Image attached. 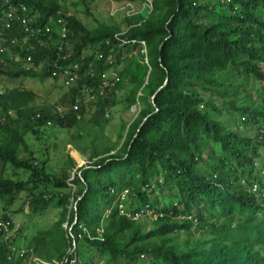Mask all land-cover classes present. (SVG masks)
<instances>
[{
	"label": "trees",
	"instance_id": "16d2710c",
	"mask_svg": "<svg viewBox=\"0 0 264 264\" xmlns=\"http://www.w3.org/2000/svg\"><path fill=\"white\" fill-rule=\"evenodd\" d=\"M6 1L16 19L0 27V78L67 86L70 107L30 108L35 94L22 89L0 94V222L9 229H0V264H264V0H148L147 16L124 32L89 30L57 0ZM18 18L51 32L30 36ZM69 73L78 79L66 85ZM117 90L129 92L127 110L142 104L139 117L118 149L91 152L73 192L25 138L75 127L85 96L107 118ZM8 168L27 180L7 179ZM54 210L58 219L26 235L25 249L23 229L8 241L13 215Z\"/></svg>",
	"mask_w": 264,
	"mask_h": 264
},
{
	"label": "rangeland",
	"instance_id": "374dc122",
	"mask_svg": "<svg viewBox=\"0 0 264 264\" xmlns=\"http://www.w3.org/2000/svg\"><path fill=\"white\" fill-rule=\"evenodd\" d=\"M62 5L63 13L74 15L78 21L88 28L94 29L98 23L116 25L121 32L128 29L129 24L147 16V7L142 0H57ZM130 5L131 7H128ZM131 17V18H129ZM14 89L31 91L35 94L30 108L47 109L52 112H61L69 109L68 87H60L52 82L41 83L38 79H24L8 81L0 78V93ZM128 91H116L114 99L117 105L110 111L108 117H94L95 107L86 96L83 105L87 108V114L71 129L43 128L38 136L27 135L25 138L29 152L37 159V162L45 166L46 170L54 176H61L66 172L69 176L68 186L74 192V186L70 183L75 175H79L80 168L91 166L94 161L89 156L93 150L118 149L123 143V134L134 124L139 117L142 104L133 106L127 110ZM93 118L97 123L93 122ZM104 118V119H103ZM110 151L106 156L113 155ZM20 157L28 156L21 153ZM44 163V164H43ZM6 178L12 181H26L28 175L24 172L15 173L8 168ZM72 203V198L69 200ZM19 205L12 208L16 211ZM70 208V207H69ZM24 213L28 214L25 207ZM58 219L57 210L50 211L42 219L13 215V231L9 233L8 241L17 231L23 229L22 236L16 241L19 249H25L29 239L42 230L49 229ZM155 217L148 213L147 221H154ZM150 227V224H149ZM66 229V224L64 225ZM27 235V238L25 237ZM25 237V238H24ZM36 261L35 258H33Z\"/></svg>",
	"mask_w": 264,
	"mask_h": 264
},
{
	"label": "built area",
	"instance_id": "2783aa9c",
	"mask_svg": "<svg viewBox=\"0 0 264 264\" xmlns=\"http://www.w3.org/2000/svg\"><path fill=\"white\" fill-rule=\"evenodd\" d=\"M5 2V4H4V6H7V10H5L4 11V13H3V18H0V27H3V28H5V29H9L10 27H11V25H12V23L15 21V19H16V16L13 14V12H14V10H13V7L11 6V5H9L8 4V2L5 0L4 1ZM145 4H146V7L147 8H149V9H151V4H150V1H148V0H146V2H145ZM128 7H131L130 5H128ZM22 10H24V8L22 7ZM18 20H19V22L21 23V25L23 26V28H24V30H25V32H28V34L30 35V36H34V35H42V34H48V33H50L51 32V29H50V27L49 26H47V27H45V28H41V27H32V28H30L28 25L31 23V20L29 19V18H21V19H19L18 18ZM58 22V24L61 26V25H63V23H62V21L61 20H58L57 21ZM60 33H61V36L64 38L65 37V28L62 26L61 27V31H60ZM25 43V42H24ZM143 44V43H142ZM0 52H3V49L0 47ZM32 61H31V58L30 57H28L27 58V62H26V67H27V69H30L31 67H32V63H31ZM76 69H77V67H76ZM55 75V74H54ZM68 80H67V82H66V85H71V84H73L77 79H78V77H77V75H75V74H71V73H69L68 74ZM105 81L103 82V85L104 86H107V85H109L110 83L108 82V80H107V77L105 76V75H103V77H102ZM111 78H112V82H111V84H114V82H117L118 81V78H117V74H115V73H112L111 74ZM1 94V93H0ZM91 97V96H90ZM91 99L93 100V97H91ZM73 110H77V106H74L73 107ZM59 113H61V110H59ZM48 125H49V123H48ZM8 224L7 223H2V222H0V229H3L4 230V232H8L9 231V229H8Z\"/></svg>",
	"mask_w": 264,
	"mask_h": 264
},
{
	"label": "clouds",
	"instance_id": "9594fccd",
	"mask_svg": "<svg viewBox=\"0 0 264 264\" xmlns=\"http://www.w3.org/2000/svg\"><path fill=\"white\" fill-rule=\"evenodd\" d=\"M3 1H5V0H0V2H3ZM2 94V93H1Z\"/></svg>",
	"mask_w": 264,
	"mask_h": 264
}]
</instances>
